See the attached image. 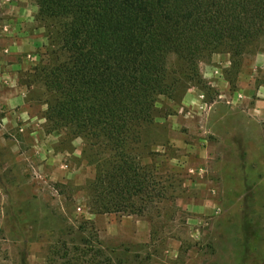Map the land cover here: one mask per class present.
<instances>
[{
  "label": "rangeland",
  "instance_id": "1",
  "mask_svg": "<svg viewBox=\"0 0 264 264\" xmlns=\"http://www.w3.org/2000/svg\"><path fill=\"white\" fill-rule=\"evenodd\" d=\"M12 1L0 0V57L12 30L25 46L0 70V264H264V46L239 64L205 57L200 81L171 58L177 93L161 97L138 148L164 197L102 214L84 141L45 119L37 68L54 44L36 0L29 23L6 14Z\"/></svg>",
  "mask_w": 264,
  "mask_h": 264
},
{
  "label": "trees",
  "instance_id": "2",
  "mask_svg": "<svg viewBox=\"0 0 264 264\" xmlns=\"http://www.w3.org/2000/svg\"><path fill=\"white\" fill-rule=\"evenodd\" d=\"M37 20L54 44L38 75L50 94L49 131L85 143L96 169L99 213H143L162 200L152 166L138 148L161 97L177 93L170 60L200 81L217 52L232 64L264 46V0H36Z\"/></svg>",
  "mask_w": 264,
  "mask_h": 264
},
{
  "label": "crops",
  "instance_id": "3",
  "mask_svg": "<svg viewBox=\"0 0 264 264\" xmlns=\"http://www.w3.org/2000/svg\"><path fill=\"white\" fill-rule=\"evenodd\" d=\"M32 0H13L12 3L6 4V11H8L6 14L10 15L11 17H15L16 21L22 22L26 21L29 23V5L31 4ZM4 4V2H3ZM31 8V7H30ZM32 13V12H31ZM31 18V17H30ZM1 32V31H0ZM3 35V34H2ZM28 38V35H26V40ZM22 37L18 36V32H15L12 30L10 34L8 35V41L10 42V50L11 55L9 57H0V70H11L13 66L17 65L13 60H11L12 55H17L18 53L22 52L20 50L22 46H25V44L22 42ZM28 44H26V47ZM9 100V99H8Z\"/></svg>",
  "mask_w": 264,
  "mask_h": 264
}]
</instances>
